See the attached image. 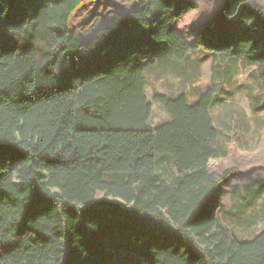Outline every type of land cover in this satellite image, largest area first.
Segmentation results:
<instances>
[{"label": "trees", "instance_id": "16d2710c", "mask_svg": "<svg viewBox=\"0 0 264 264\" xmlns=\"http://www.w3.org/2000/svg\"><path fill=\"white\" fill-rule=\"evenodd\" d=\"M94 1L0 0V264H264V230L239 241L213 208L233 172L209 170L214 88L155 93L153 127L144 74L201 50L262 66L264 6L219 0L189 41L176 21L197 2L133 0L80 41L70 19Z\"/></svg>", "mask_w": 264, "mask_h": 264}, {"label": "rangeland", "instance_id": "374dc122", "mask_svg": "<svg viewBox=\"0 0 264 264\" xmlns=\"http://www.w3.org/2000/svg\"><path fill=\"white\" fill-rule=\"evenodd\" d=\"M194 1L198 9L176 21V27L189 41L219 0ZM251 1L264 6V0ZM136 7L133 0L83 2L72 14L70 32L80 41L88 40L115 14ZM257 37L264 48V28ZM249 54L258 55L259 51L252 49ZM157 57L161 59L155 64L148 60L144 63L145 93L152 103L149 125L154 127L170 120L163 107L152 101L155 93L169 96L186 93L192 103L199 94L214 88L215 102L210 113L219 132L217 150L220 157L209 160V170L233 172L218 187V200L213 208L219 206L222 222L239 241L252 240L264 230V63L260 66L246 55L238 59L214 57L203 50L191 54L182 65L166 59L163 53ZM164 155L157 154L156 172L173 183L177 174L164 162Z\"/></svg>", "mask_w": 264, "mask_h": 264}, {"label": "crops", "instance_id": "0c3cea01", "mask_svg": "<svg viewBox=\"0 0 264 264\" xmlns=\"http://www.w3.org/2000/svg\"><path fill=\"white\" fill-rule=\"evenodd\" d=\"M154 61H151L150 63L151 64H155L156 62H158L159 59H161L160 57H154Z\"/></svg>", "mask_w": 264, "mask_h": 264}]
</instances>
